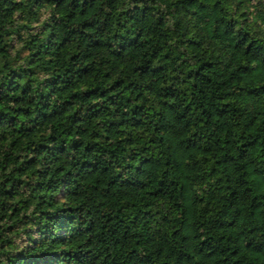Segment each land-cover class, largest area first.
Masks as SVG:
<instances>
[{
	"label": "trees",
	"instance_id": "trees-1",
	"mask_svg": "<svg viewBox=\"0 0 264 264\" xmlns=\"http://www.w3.org/2000/svg\"><path fill=\"white\" fill-rule=\"evenodd\" d=\"M0 264H264V0H0Z\"/></svg>",
	"mask_w": 264,
	"mask_h": 264
}]
</instances>
